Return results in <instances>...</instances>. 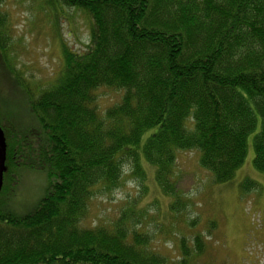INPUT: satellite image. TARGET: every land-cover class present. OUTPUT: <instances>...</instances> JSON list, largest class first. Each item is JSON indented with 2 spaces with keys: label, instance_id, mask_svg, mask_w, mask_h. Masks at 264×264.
Returning a JSON list of instances; mask_svg holds the SVG:
<instances>
[{
  "label": "trees",
  "instance_id": "trees-1",
  "mask_svg": "<svg viewBox=\"0 0 264 264\" xmlns=\"http://www.w3.org/2000/svg\"><path fill=\"white\" fill-rule=\"evenodd\" d=\"M42 1L85 11L91 41L84 52L64 46L63 71L39 94L20 82L37 127L0 121L6 171L25 163L48 175L32 211L0 205V264H194L196 252L154 250L133 208L111 224L83 221L125 163L140 176L147 163L172 191L177 152L196 149L217 182L230 181L258 123L253 163L264 172V0ZM6 25L0 10L2 54ZM102 87L124 92L104 115Z\"/></svg>",
  "mask_w": 264,
  "mask_h": 264
},
{
  "label": "rangeland",
  "instance_id": "rangeland-1",
  "mask_svg": "<svg viewBox=\"0 0 264 264\" xmlns=\"http://www.w3.org/2000/svg\"><path fill=\"white\" fill-rule=\"evenodd\" d=\"M0 10L7 21L2 35L7 51L0 50V121L24 132L23 126L38 124L20 82L34 95L53 84L64 69V46L77 52L87 49L92 20L79 8L42 0H2ZM97 95L104 115L121 102L124 92L102 87ZM259 130L260 123L249 135L243 165L227 182L216 181L196 149L177 152L172 191L160 188L147 163H142L144 176L125 163L120 183L100 187L83 223L111 224L133 208L151 247L167 258L179 260L189 251L196 252L194 264H264V172L254 166L252 144ZM6 172L0 205L18 215L32 211L47 192V172L25 163Z\"/></svg>",
  "mask_w": 264,
  "mask_h": 264
},
{
  "label": "water",
  "instance_id": "water-1",
  "mask_svg": "<svg viewBox=\"0 0 264 264\" xmlns=\"http://www.w3.org/2000/svg\"><path fill=\"white\" fill-rule=\"evenodd\" d=\"M5 158H6V152L4 147V134L0 125V190L2 188L3 184V176H4V170H5Z\"/></svg>",
  "mask_w": 264,
  "mask_h": 264
}]
</instances>
